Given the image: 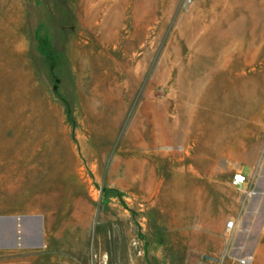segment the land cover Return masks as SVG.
<instances>
[{"label": "rangeland", "instance_id": "rangeland-1", "mask_svg": "<svg viewBox=\"0 0 264 264\" xmlns=\"http://www.w3.org/2000/svg\"><path fill=\"white\" fill-rule=\"evenodd\" d=\"M183 2L0 0V264H264V0Z\"/></svg>", "mask_w": 264, "mask_h": 264}, {"label": "crops", "instance_id": "crops-1", "mask_svg": "<svg viewBox=\"0 0 264 264\" xmlns=\"http://www.w3.org/2000/svg\"><path fill=\"white\" fill-rule=\"evenodd\" d=\"M245 189V187H244ZM243 190V189H242ZM12 218V217H9ZM25 221L22 226L21 231V241L22 246L28 251L39 250L44 244V233H43V218L39 215H32L24 217ZM8 226L11 228L10 222ZM4 227H0V237L4 235L7 236V233L4 231ZM5 233V234H4ZM12 241V240H10ZM15 255V254H10ZM24 256H48L51 254H21ZM61 258L59 264H89V254H58Z\"/></svg>", "mask_w": 264, "mask_h": 264}, {"label": "water", "instance_id": "water-1", "mask_svg": "<svg viewBox=\"0 0 264 264\" xmlns=\"http://www.w3.org/2000/svg\"><path fill=\"white\" fill-rule=\"evenodd\" d=\"M263 169H264V166H263ZM260 178L261 179H264V170L261 171V174H260ZM262 196V193L261 192H255L253 191L250 195V198L252 200V208L256 209L257 207L259 206H263V202L264 201H260V197ZM262 203V205L260 204ZM261 220L260 222H257L254 227H253V230L255 231V235L257 236V234L260 232L262 226H263V222H264V213L261 214L260 216ZM25 221V218L24 217H21L19 219H17L16 217H12V218H7L6 219V222H10V226L11 228L7 225L5 227V231L7 233V238H8V241H9V248H17L18 246H21L22 243H18V241H20L21 239V231H22V226H23V223ZM9 224V223H8ZM20 235V236H19ZM12 240V241H10ZM255 243V236L253 237V239L250 240V245H253Z\"/></svg>", "mask_w": 264, "mask_h": 264}, {"label": "bare ground", "instance_id": "bare-ground-1", "mask_svg": "<svg viewBox=\"0 0 264 264\" xmlns=\"http://www.w3.org/2000/svg\"><path fill=\"white\" fill-rule=\"evenodd\" d=\"M257 24V23H256ZM228 35H231V36H236V34H235V31H234V28H232V29H230L229 31H228V33H226V35L224 36V41H226L228 38H229V36ZM220 41V40H219ZM220 44H222V43H220ZM213 46H214V44H213ZM204 56H208V55H204ZM234 91L235 92H240V93H250L252 90H246V86H238L237 88H235L234 89ZM255 92V91H254ZM199 95V94H198ZM197 95V96H198ZM200 96V95H199ZM213 97V96H212ZM223 97V96H222ZM212 101V100H211ZM224 101H226L227 102V100H224ZM210 102V101H209ZM225 102V103H226ZM228 103V102H227ZM226 103V104H227ZM229 103H230V101H229ZM217 104V103H216ZM232 104V103H231ZM211 105V104H210ZM215 105V104H214ZM227 106H228V104H227ZM226 107V106H225ZM220 108H222V107H220ZM194 112H196V111H194ZM190 113H192V112H190ZM209 125V131H210V136H212L213 138L214 137H216V138H219V137H221L222 138V135L224 134H222V131H223V129L221 128V123H220V121H219V119L218 118H216L215 116H213V117H211V120H210V124H208ZM229 129H227V131H228ZM227 137V136H226ZM202 158V157H201ZM201 159L199 158H193L192 159V162L195 164V166H196V168L198 169V170H200V167H199V161H200ZM193 169V168H192ZM178 187H177V190H174L173 191V194L174 195H176L177 197H185V196H187L188 194H189V192H188V189H186L185 187H183V186H179V185H177ZM172 194V195H173ZM192 194V193H191ZM195 194V193H194ZM166 195V194H165ZM189 196V195H188ZM192 196V195H191ZM194 197V196H193ZM193 197H192V199H193ZM196 197V196H195ZM179 199V198H178ZM180 200V199H179ZM180 202V201H179ZM181 205V204H180ZM180 210V209H179ZM177 212V211H176ZM179 214V213H178ZM179 216V215H178ZM204 220V219H203ZM210 221V220H209ZM211 222H213V220L211 219ZM210 223V222H209ZM208 223V224H209ZM212 224V223H211Z\"/></svg>", "mask_w": 264, "mask_h": 264}, {"label": "built area", "instance_id": "built-area-1", "mask_svg": "<svg viewBox=\"0 0 264 264\" xmlns=\"http://www.w3.org/2000/svg\"><path fill=\"white\" fill-rule=\"evenodd\" d=\"M198 1L199 0H184L183 4L184 6L188 7L197 3ZM247 182H248V177L242 172H236L232 175L231 186L236 189L245 190L246 188L244 189V187H246ZM225 230L227 234L229 235L232 234L235 230V222L233 220H229L228 222H226ZM251 261H252L251 257H245L239 260V264H250ZM200 264H211V263H200Z\"/></svg>", "mask_w": 264, "mask_h": 264}]
</instances>
